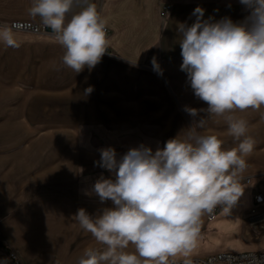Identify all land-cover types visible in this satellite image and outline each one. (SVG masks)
<instances>
[{
	"label": "crops",
	"instance_id": "1",
	"mask_svg": "<svg viewBox=\"0 0 264 264\" xmlns=\"http://www.w3.org/2000/svg\"><path fill=\"white\" fill-rule=\"evenodd\" d=\"M32 2L0 0V25L11 27L16 21L43 24L40 17L28 20ZM88 2L105 19L109 41L100 63L91 70L85 67L76 74L64 65L65 49L52 35L39 41L33 57L19 31L13 30L18 48L0 43V236L19 252L24 264H77L86 248H104L74 216L80 208L95 217L114 207L111 200L101 202L93 186L101 176L115 177L94 163L100 153L78 152L77 130H92L88 143L115 146L118 158L130 148L143 145L154 152L170 139H184L188 128L200 119V113L192 117L185 109L200 110V99L180 68L179 25L192 24L197 7L205 10V19L214 21L230 18L238 22V16H246L237 9V0ZM165 5L171 9L162 17ZM85 6L83 0L74 5L66 23ZM153 57L162 74L153 70ZM14 82L35 90L20 93L19 103L14 104ZM89 86L93 90L85 94ZM255 111L264 113V106ZM173 113L185 114L186 119ZM255 124L248 133L255 146L246 157L248 168L241 180L244 194L229 212L221 206L214 209L217 218L213 222L208 221L211 213L202 215L198 246L191 257L264 251L263 223L248 222L255 190L264 192V121ZM33 129L40 130V135L30 136ZM197 131L200 134V128ZM227 137L230 141L225 144L218 135L224 150L238 146L229 132ZM14 145L22 147L14 152ZM231 223L251 229L252 245L230 249L224 244L205 252L203 246L209 239L217 240L219 226ZM126 251L133 252L134 246Z\"/></svg>",
	"mask_w": 264,
	"mask_h": 264
},
{
	"label": "clouds",
	"instance_id": "2",
	"mask_svg": "<svg viewBox=\"0 0 264 264\" xmlns=\"http://www.w3.org/2000/svg\"><path fill=\"white\" fill-rule=\"evenodd\" d=\"M71 15L80 0H33L29 15L40 17L56 43L64 49L63 64L76 74L100 63L109 46L106 21L94 3ZM249 10L242 22L230 18H204V9L192 13V24L178 27L181 70L187 73L194 95L206 110L186 108L192 117L200 111L224 116L238 146L222 148L215 135H201L206 118L188 128L184 139L173 138L154 152L150 147L130 148L117 157L115 148L100 149L96 166L114 174L101 176L93 192L114 207L91 216L77 210L74 218L103 250L86 248L77 264H194L200 220L218 206L229 212L244 194L241 183L248 168L246 157L255 146L247 121L232 113L264 106V0H240ZM0 43L20 46L13 29L0 25ZM153 70L162 74L155 57ZM85 89V94L92 92ZM132 245L133 252L126 249ZM0 264H9L8 258Z\"/></svg>",
	"mask_w": 264,
	"mask_h": 264
},
{
	"label": "rangeland",
	"instance_id": "3",
	"mask_svg": "<svg viewBox=\"0 0 264 264\" xmlns=\"http://www.w3.org/2000/svg\"><path fill=\"white\" fill-rule=\"evenodd\" d=\"M236 6L238 10H242L243 14H246V16H238L237 21L238 22H242L245 20V18L249 15L250 10L243 5L240 0H237L236 2ZM20 11V9L18 10V12ZM29 11V10H28ZM39 19V17H28V20H34L37 21ZM44 28H46L43 24H38ZM14 30V29H13ZM14 31H18V30H14ZM19 32L23 33L24 35V40H26L29 44V49H28V54L29 56L33 57L36 55V52H38V45L39 41L44 40L47 38V36L52 35L50 32H48L46 29L40 33H32L30 31H26V30H20ZM30 57V58H31ZM26 84H31V83H26ZM35 90L34 87H27L25 85L19 84L16 85V83L14 82V89H13V93H14V104H18L20 101V93H24L27 94L30 92H33ZM208 108V105L206 102L200 100V110L204 109L206 110ZM261 109V108H260ZM259 109V110H260ZM150 115V114H149ZM173 116H176L180 119H186V116L184 117L185 114H179V113H173ZM232 115H234L236 118L238 119H243L245 121H247L248 126H249V131H250V127H252L251 125H256L255 123L257 122V124H260L264 121V113L263 112H257V111H253V112H249L248 110L245 111H235L234 113H232ZM201 118H206V124L203 128H200V134L201 135H215L218 137V135L220 136V138H222V141L225 143L226 141H230L229 137H227L228 134V123L225 119L224 116H208L207 117V112L206 111H200V119ZM263 119V120H262ZM253 130V129H252ZM48 131L52 132L53 130H45V132L47 133ZM92 130H85V129H78L77 130V135L79 136V142H78V152H85V153H100V149L102 148H108V147H115V146H107V145H102V144H90L88 143L89 136L92 133ZM39 133L40 130H36L33 129L30 136H38L40 135ZM94 133V132H93ZM249 133V132H248ZM233 138V137H232ZM234 143V142H233ZM226 144V143H225ZM236 147V145H234ZM22 147V145H14V152L19 150ZM225 147V146H223ZM234 148V147H233ZM79 162V161H78ZM81 164H84V161L80 162ZM83 168V166H82ZM254 231H256L255 228H253ZM251 231V229H249L248 226L246 225H235V223H231L228 226L225 225H221L218 228V232H217V240H212L209 239V242L207 243V245L203 246V249L205 250V252H210V251H214L218 248H220L222 245L226 244L228 246V248L233 249L236 246H240L242 248H247L248 246H251L252 244L249 243L251 241L249 232ZM3 258H8L9 259V264H24L22 262V259L20 257L19 252H17L16 250H14L11 245L5 241L1 236H0V260H2Z\"/></svg>",
	"mask_w": 264,
	"mask_h": 264
},
{
	"label": "built area",
	"instance_id": "4",
	"mask_svg": "<svg viewBox=\"0 0 264 264\" xmlns=\"http://www.w3.org/2000/svg\"><path fill=\"white\" fill-rule=\"evenodd\" d=\"M171 6L165 5L161 9V16L166 17L170 12ZM14 30H26L32 33H40L46 28L29 22H13L11 25ZM107 33V28H106ZM245 183L249 184L250 179H245ZM217 218V212L213 211L208 221L213 222ZM248 222H261L264 225V192L255 190L253 202L249 209ZM194 264H264V251H242V252H218L207 256L191 257ZM177 264H182L183 259L176 260Z\"/></svg>",
	"mask_w": 264,
	"mask_h": 264
}]
</instances>
